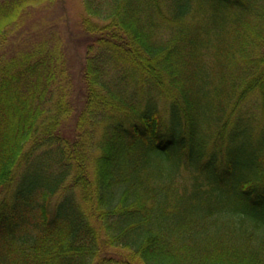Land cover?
I'll list each match as a JSON object with an SVG mask.
<instances>
[{"label": "trees", "instance_id": "16d2710c", "mask_svg": "<svg viewBox=\"0 0 264 264\" xmlns=\"http://www.w3.org/2000/svg\"><path fill=\"white\" fill-rule=\"evenodd\" d=\"M56 2L0 0V264H264V0Z\"/></svg>", "mask_w": 264, "mask_h": 264}, {"label": "rangeland", "instance_id": "374dc122", "mask_svg": "<svg viewBox=\"0 0 264 264\" xmlns=\"http://www.w3.org/2000/svg\"><path fill=\"white\" fill-rule=\"evenodd\" d=\"M61 3L63 4V7H65V11H59L62 5L59 7V10L56 8V5L36 9L37 13L34 22H32V20L26 22V24H29V27L26 25L27 30L32 34L33 32H35V34H52L53 32L60 30L62 35L66 36L65 34H68L67 29H70L71 27L75 32H79V29H82L81 23L86 18L82 0H60V2H56L57 6ZM59 13L63 19L61 20L60 18L56 25L53 24L55 21L50 23L54 18L59 17ZM52 25L55 27L50 29ZM15 33L19 34L20 32H14L13 34ZM72 64H74V62L71 63V65ZM113 253L116 258L120 257L117 250Z\"/></svg>", "mask_w": 264, "mask_h": 264}]
</instances>
